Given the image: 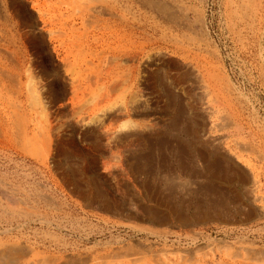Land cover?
<instances>
[{
  "label": "rangeland",
  "instance_id": "rangeland-1",
  "mask_svg": "<svg viewBox=\"0 0 264 264\" xmlns=\"http://www.w3.org/2000/svg\"><path fill=\"white\" fill-rule=\"evenodd\" d=\"M46 1L0 0L21 81L0 89V238L68 264H264V0H172L185 26L128 8L125 54Z\"/></svg>",
  "mask_w": 264,
  "mask_h": 264
},
{
  "label": "bare ground",
  "instance_id": "bare-ground-1",
  "mask_svg": "<svg viewBox=\"0 0 264 264\" xmlns=\"http://www.w3.org/2000/svg\"><path fill=\"white\" fill-rule=\"evenodd\" d=\"M46 1V0H44ZM57 3L54 4L57 6L58 9H61L62 7H64V9L66 10H69L72 13V15L75 13H77L78 16L82 17L84 19V17H87V19L91 20L90 22L96 24V25H101L104 29L105 32H107V34L109 35V38H114V39H118V43L114 46V47H111L110 46V50L113 51L114 53L115 52H118L119 54H125V51H126V46H124V44H122V40L123 38L126 37V34L124 31H126L127 29V24L126 23V19H125V11L128 9V8H133L134 6H139V7H146L148 9H150V11L154 12V14H156L158 17L162 18V20L166 21L167 23L170 24H173V25H178V26H185L184 25V21L183 19L181 18V9L179 7H177L176 5L178 3H173L172 0H56ZM175 1V0H173ZM186 1V0H185ZM43 2V1H42ZM47 2V1H46ZM45 2V3H46ZM49 2V1H48ZM182 3V2H181ZM255 3V2H254ZM3 4V3H2ZM245 4V3H244ZM34 5V4H33ZM51 5V4H50ZM181 5V4H180ZM233 6V5H232ZM54 7V6H53ZM182 7V6H181ZM242 7V6H241ZM249 7V6H248ZM51 8V7H49ZM131 8V9H132ZM242 9V8H241ZM240 9V10H241ZM53 10V9H52ZM134 10V9H133ZM232 13V12H231ZM238 14V13H237ZM6 15V11L5 9L1 6L0 4V17L3 18V19H6L8 18L7 16L5 17ZM71 15V14H70ZM75 15V16H77ZM256 15V14H255ZM14 17V16H13ZM73 17V16H72ZM137 18V17H135ZM134 20V19H132ZM233 20V19H232ZM140 21V20H139ZM149 21V20H148ZM132 22V21H131ZM238 22V21H236ZM8 23V22H6ZM13 23V22H12ZM76 23V22H75ZM162 23V22H161ZM3 24V22H2ZM236 24V23H235ZM244 25V24H243ZM7 26V25H6ZM10 26V25H9ZM8 26V28H9ZM247 26V25H246ZM131 27L130 28V31H128L129 33H127V37H128V42L129 44H133L135 42V38L138 36L137 35V26H129ZM92 28V27H91ZM51 29V28H49ZM90 29V28H89ZM102 29V30H103ZM150 30V29H149ZM237 30V29H236ZM46 32V31H45ZM50 32V31H49ZM164 32V31H163ZM183 32V31H182ZM240 32V31H239ZM81 33V32H80ZM83 33V32H82ZM13 34V33H12ZM105 35V33H104ZM1 36V35H0ZM106 36V35H105ZM172 37V36H171ZM1 41L3 42H8V44H11V46L13 45L14 47V43L16 41H14V39L12 38H3L2 36L0 37ZM64 38V37H63ZM74 38V37H73ZM173 38V37H172ZM49 39V38H48ZM100 39V38H99ZM12 40V41H11ZM11 41V42H10ZM95 41V40H94ZM111 41V39H110ZM109 41V42H110ZM116 41V40H115ZM125 43V42H124ZM127 43V42H126ZM137 43V42H136ZM6 44V45H8ZM113 44V43H112ZM138 44V43H137ZM70 45V44H69ZM77 45V44H76ZM130 45V46H131ZM113 46V45H112ZM72 47V46H71ZM136 47V46H134ZM4 48V47H3ZM7 48V47H6ZM16 49V48H15ZM75 49V48H74ZM129 49V48H128ZM136 49V48H135ZM194 49V48H193ZM3 50V49H2ZM19 50V49H18ZM138 49H136L137 51ZM197 50V49H196ZM15 51V50H14ZM132 51V50H131ZM13 53V51H11ZM10 52V54H12ZM70 52V51H69ZM134 52V51H133ZM70 53H73V52H70ZM194 53V52H193ZM12 56V55H11ZM4 57V56H3ZM20 57V56H19ZM76 57V56H75ZM117 57V56H116ZM125 57V56H124ZM14 58V57H13ZM200 58V57H199ZM11 59V58H10ZM73 59V58H72ZM107 60V59H106ZM76 61V60H75ZM87 61V60H86ZM122 63V62H121ZM133 63V62H132ZM68 64V63H67ZM88 64V63H87ZM196 64V63H195ZM83 65V64H82ZM85 65V64H84ZM186 65V64H185ZM14 66V65H13ZM69 66V65H68ZM71 66V65H70ZM188 66V65H187ZM71 69V68H70ZM108 69V68H107ZM127 69V68H126ZM67 70V69H66ZM9 70H6V69H2L0 68V89H3V88H6V86L11 83V81H13V84H16V86H20V80L17 79L19 76L18 75H14V73H9L8 72ZM71 71V70H70ZM69 71V72H70ZM92 71V70H91ZM76 72V71H75ZM192 72V71H191ZM210 72V71H209ZM28 73V72H27ZM65 73V72H64ZM92 73V72H91ZM117 73V72H116ZM203 73V72H202ZM26 74V73H25ZM70 74V73H69ZM101 74V73H100ZM122 74V73H121ZM194 74V73H193ZM207 74V73H206ZM210 73H208L207 75H209ZM206 75V76H207ZM212 75V74H211ZM30 76V75H29ZM81 76V75H80ZM201 76V75H200ZM199 76V77H200ZM210 76V75H209ZM215 75H213L212 77H214ZM218 76V75H217ZM225 76V75H224ZM17 77V78H16ZM98 77V76H97ZM125 77V75L123 76ZM196 77V76H195ZM202 77V76H201ZM204 77V76H203ZM221 77V76H220ZM86 78V77H85ZM210 78V77H208ZM216 78V76H215ZM222 78V77H221ZM94 79V78H93ZM87 80V79H86ZM194 80V79H193ZM203 80V79H202ZM206 80H208L206 78ZM212 80V79H211ZM218 80V79H217ZM105 81V80H104ZM103 81V82H104ZM28 82V81H27ZM32 82V80H31ZM124 82V81H123ZM122 82V83H123ZM220 82V81H218ZM226 82V81H225ZM30 83V81H29ZM74 83V82H73ZM207 83V82H206ZM215 83V82H214ZM27 84V83H26ZM34 84V83H33ZM33 84L31 83V85L33 86ZM115 84V83H114ZM221 84V83H220ZM28 85V84H27ZM116 85V84H115ZM120 85V83L118 84ZM219 85V84H218ZM13 86V85H12ZM30 86V85H29ZM28 86V87H29ZM112 86V85H111ZM209 86V85H208ZM215 86V85H213ZM220 86V85H219ZM115 87V86H114ZM119 87V86H117ZM30 88V87H29ZM37 88V87H36ZM116 88V87H115ZM205 88V87H204ZM211 88V87H210ZM32 89V88H31ZM202 89V88H201ZM217 89V88H216ZM26 90V89H25ZM207 90V89H206ZM219 90V89H217ZM216 90V91H217ZM5 91V90H4ZM9 91V90H8ZM27 91H28V94L30 96H33L34 93L30 94L29 93V89L27 88ZM7 92V91H6ZM23 92V91H22ZM21 92V93H22ZM207 92V91H206ZM223 92V91H222ZM229 92V91H228ZM2 93V92H1ZM214 93V92H213ZM219 94V93H218ZM222 94V93H220ZM229 94V93H228ZM215 95V94H214ZM4 96V95H3ZM216 96V95H215ZM220 96V95H218ZM222 97V96H221ZM4 98V97H3ZM205 98V97H204ZM213 98V97H212ZM8 99V98H7ZM35 98L32 97L31 101H33ZM219 99V98H218ZM226 99V98H225ZM229 99V98H228ZM219 101V100H218ZM231 101V100H230ZM6 102V101H5ZM35 102V100L33 101ZM7 103V102H6ZM206 103V102H205ZM218 103V102H217ZM13 104V103H12ZM231 104V103H230ZM16 105V104H15ZM19 105V104H18ZM30 105V104H29ZM31 105H33V103H31ZM1 106V105H0ZM5 106V105H4ZM208 106V104H207ZM224 106V105H223ZM2 107V106H1ZM35 107V106H34ZM33 107V108H34ZM212 107V106H211ZM32 108V109H33ZM206 108V107H205ZM204 108V109H205ZM208 108V107H207ZM36 109V108H35ZM202 109V108H201ZM211 109V108H210ZM203 110V109H202ZM206 110V109H205ZM5 111V110H4ZM9 111V110H8ZM2 112V110H1ZM0 112V113H1ZM12 112V111H10ZM37 111H35L36 113ZM213 112V111H212ZM232 112V111H231ZM209 113V112H208ZM214 113V112H213ZM4 114V112H3ZM5 115V114H4ZM235 115V114H234ZM2 116V115H1ZM7 116V115H6ZM37 116V115H36ZM220 116H222L220 114ZM10 117V116H9ZM12 117V115H11ZM29 117V116H28ZM7 118V117H6ZM38 118V117H36ZM217 119V117H215ZM2 119V117H1ZM0 119V120H1ZM14 119V118H13ZM220 118L218 117V120ZM223 119H224V116H223ZM39 120V119H38ZM207 120V119H206ZM211 121V119H208ZM212 120H213V117H212ZM11 121V120H10ZM9 121V122H10ZM25 121V120H24ZM22 120V122H24ZM203 121V120H202ZM217 121V120H216ZM223 121V120H222ZM2 122V121H1ZM7 122V123H9ZM18 122V121H17ZM42 122V121H41ZM12 123V122H11ZM21 123V122H20ZM19 123V125H20ZM25 123V122H24ZM207 123V122H206ZM1 124V123H0ZM42 124V123H41ZM40 125V128H42ZM226 124V123H225ZM11 125V124H10ZM24 125V124H23ZM22 125V126H23ZM201 125V124H200ZM224 125V124H223ZM7 126V125H6ZM207 124H203V127L201 132H202V136L206 139H208L207 141H204L206 143L203 144L204 147L207 146V149L209 150H212V152H210L209 155H216V153L220 152L222 153V149H223V145H222V141L218 138H214V133L217 132L218 130L221 129L220 126H222V124H220V126L218 125V123L216 124V122H212V124L209 123V126L206 127ZM26 127V125H25ZM33 127V126H32ZM230 127V126H229ZM13 128V127H11ZM10 128V129H11ZM1 129V128H0ZM6 129V128H5ZM224 129V127H223ZM23 130H25V128L23 127ZM2 131V130H1ZM10 131V130H9ZM42 131V130H40ZM220 132V131H219ZM4 133V132H3ZM7 133V132H6ZM9 133V132H8ZM25 133H26V130H25ZM222 133V132H221ZM1 134V133H0ZM40 134V133H39ZM111 134V133H109ZM220 134V133H218ZM11 135V134H10ZM108 135V133H107ZM3 136V134H2ZM6 136V134H5ZM109 136V135H108ZM1 137V136H0ZM111 137V136H110ZM227 137V136H226ZM9 138V137H8ZM7 138V139H8ZM202 138V137H201ZM2 139V138H0ZM251 139V138H250ZM4 140V139H3ZM9 140V139H8ZM7 140V141H8ZM1 141V140H0ZM6 141V139H5ZM18 141V140H17ZM27 141V139H26ZM242 141V140H241ZM4 142V141H3ZM2 142V143H3ZM199 142V141H198ZM1 143V142H0ZM10 143V141H9ZM16 143V142H15ZM28 146H29V140H28ZM202 143V142H201ZM6 144V143H5ZM22 144V143H21ZM31 145L33 144L30 143ZM37 144V143H36ZM199 144V143H198ZM34 145V144H33ZM245 145V144H244ZM243 145V146H244ZM26 146V145H25ZM40 146V145H39ZM242 146V148H243ZM249 146V145H247ZM37 147V146H36ZM29 148H31L29 146ZM241 148V149H242ZM33 149L35 150V146L33 147ZM41 149V148H40ZM28 150V149H27ZM30 152H31V149H29ZM230 150V149H229ZM42 151V150H41ZM248 151V150H247ZM253 151V150H251ZM33 152V151H32ZM237 152V151H236ZM34 154V153H33ZM225 154V153H224ZM227 154V153H226ZM218 157V155H216ZM225 156V155H224ZM237 156V155H236ZM205 157V155H204ZM216 160V159H215ZM263 160V159H262ZM211 162V161H210ZM209 163V162H208ZM235 165V164H234ZM250 166V165H249ZM236 167V166H235ZM251 168V167H250ZM244 169V168H243ZM248 169V167H247ZM250 171V170H249ZM254 172V171H253ZM257 172V171H256ZM259 173V172H258ZM194 175H199L201 173H199V171H196L195 173H192ZM203 175V174H202ZM253 175V174H252ZM216 177V176H215ZM240 177V181L242 180L245 184H248L247 186H250V187H253L257 184V179L255 178H252L250 176H246L244 173L242 175V179H241V176ZM238 177V178H239ZM215 180V179H214ZM224 180V179H223ZM232 181V180H231ZM241 181V182H242ZM2 182V181H0ZM5 182V181H4ZM229 182V181H228ZM238 182V181H237ZM1 184V183H0ZM3 184V183H2ZM231 184V183H230ZM239 184V182H238ZM259 184V183H258ZM4 185V184H3ZM10 185V184H9ZM8 186V185H7ZM23 186V185H22ZM243 186V184H242ZM241 186V187H242ZM246 186V187H247ZM2 187V186H1ZM258 187V186H257ZM243 189H245L244 187H242ZM248 189V188H247ZM256 189V188H255ZM7 190V189H6ZM9 190V188H8ZM13 191L15 189H12ZM38 190V189H37ZM246 190V189H245ZM17 191V190H16ZM244 191V190H243ZM249 191V190H248ZM257 191V190H256ZM245 192V191H244ZM254 192V190H253ZM3 193V192H2ZM247 193V192H246ZM251 192H249V195ZM10 194V193H9ZM14 194V193H13ZM17 194V192L15 193ZM14 194V195H15ZM26 194V193H25ZM248 194V193H247ZM246 194V195H247ZM21 195V194H19ZM256 195V194H255ZM2 196V195H1ZM254 196V195H253ZM4 197H6L4 195ZM9 197V196H8ZM20 197V196H19ZM34 197V196H33ZM36 197V196H35ZM238 197V196H237ZM18 198V197H17ZM31 198V196H30ZM41 198V197H40ZM46 198V197H44ZM259 198V197H258ZM6 199V198H3V200ZM8 199V198H7ZM10 199V198H9ZM8 199V200H9ZM12 199V197H11ZM14 199V197H13ZM20 199V198H19ZM42 199V198H41ZM40 199V200H41ZM256 199V198H255ZM18 200V199H17ZM17 200L15 202H17ZM32 200V199H31ZM49 200V199H47ZM240 200V199H239ZM264 200V198H263ZM19 201V200H18ZM35 201V200H34ZM258 201V200H256ZM255 201V202H256ZM6 202V201H5ZM10 202V201H9ZM22 201L20 200V203ZM32 202V201H31ZM38 202V201H37ZM41 202V201H40ZM44 202V201H43ZM263 202V201H262ZM12 203V202H11ZM19 203V202H18ZM28 203V202H27ZM6 204V203H5ZM10 204V203H9ZM25 204V202H24ZM30 204V203H28ZM3 205V204H2ZM5 206V205H4ZM3 206V207H4ZM19 206V205H18ZM25 206V205H24ZM23 207V206H21ZM17 209V208H16ZM262 212V211H261ZM26 215V214H25ZM36 215V214H35ZM12 217V215H11ZM15 217V216H14ZM8 219V217H7ZM15 219V218H14ZM9 220V219H8ZM35 220V219H34ZM16 222V221H15ZM3 223V222H2ZM5 223V222H4ZM23 223V222H22ZM8 224V223H7ZM8 229V228H7ZM16 231V230H15ZM6 232V231H5ZM21 233V232H20ZM23 233V232H22ZM27 234V233H25ZM13 235V234H12ZM28 235V234H27ZM191 235V234H190ZM189 235V236H190ZM194 235V234H193ZM192 235V236H193ZM17 236V235H16ZM186 236V235H185ZM196 236V234H195ZM1 237V236H0ZM45 238V237H44ZM43 238V239H44ZM189 239V238H188ZM187 239V240H188ZM22 240V239H21ZM31 240V239H30ZM48 240V239H47ZM38 242V241H37ZM50 242V241H49ZM28 244V243H27ZM31 245V244H30ZM29 245V246H30ZM38 245V244H37ZM33 247V245H32ZM47 248V247H46ZM61 248V247H60ZM42 250V249H41ZM46 250V249H45ZM53 252V251H52ZM45 251H39V249H35V248H30L24 244H21L20 243H15V242H12L10 241V239H6V238H0V264H68V261L67 262H63V257L60 258L56 255H44ZM60 254V253H59ZM64 254V253H63ZM61 255V254H60ZM64 256V255H63ZM66 256V254H65ZM83 260V259H82ZM81 260V261H82ZM86 260V259H85ZM72 262V261H71ZM83 263V262H81ZM107 264V263H105Z\"/></svg>",
  "mask_w": 264,
  "mask_h": 264
}]
</instances>
